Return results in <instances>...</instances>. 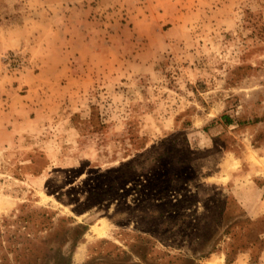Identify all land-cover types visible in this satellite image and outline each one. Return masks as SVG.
Wrapping results in <instances>:
<instances>
[{
	"label": "rangeland",
	"instance_id": "1",
	"mask_svg": "<svg viewBox=\"0 0 264 264\" xmlns=\"http://www.w3.org/2000/svg\"><path fill=\"white\" fill-rule=\"evenodd\" d=\"M227 255L264 264V0H0V264Z\"/></svg>",
	"mask_w": 264,
	"mask_h": 264
},
{
	"label": "trees",
	"instance_id": "2",
	"mask_svg": "<svg viewBox=\"0 0 264 264\" xmlns=\"http://www.w3.org/2000/svg\"><path fill=\"white\" fill-rule=\"evenodd\" d=\"M77 227H79L81 229L80 234H83V232L86 230L85 226L84 227L83 226H77ZM258 241L260 242L261 240H258ZM212 251L213 250H211L210 252H207L206 254L201 253L199 258L207 257ZM137 256H140V255H137ZM144 256L145 255H141L140 256L141 259H144ZM229 258L230 257L227 255V258H226L227 264H230L233 262V260H230ZM196 260H197V258L195 256H186V257L179 259V261L181 262L180 264H196ZM249 264H259V263L257 262V259H254V260H251V262Z\"/></svg>",
	"mask_w": 264,
	"mask_h": 264
}]
</instances>
